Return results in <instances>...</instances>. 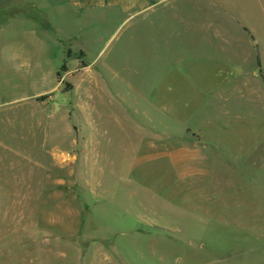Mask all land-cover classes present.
I'll list each match as a JSON object with an SVG mask.
<instances>
[{"label":"rangeland","instance_id":"374dc122","mask_svg":"<svg viewBox=\"0 0 264 264\" xmlns=\"http://www.w3.org/2000/svg\"><path fill=\"white\" fill-rule=\"evenodd\" d=\"M60 2L0 0V264H264V0Z\"/></svg>","mask_w":264,"mask_h":264},{"label":"crops","instance_id":"0c3cea01","mask_svg":"<svg viewBox=\"0 0 264 264\" xmlns=\"http://www.w3.org/2000/svg\"><path fill=\"white\" fill-rule=\"evenodd\" d=\"M60 3L79 12L110 9L129 16V19L143 16L150 8L148 0H61Z\"/></svg>","mask_w":264,"mask_h":264}]
</instances>
